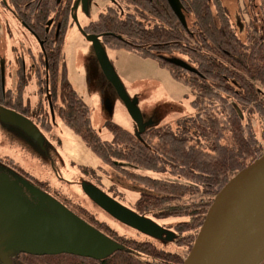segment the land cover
<instances>
[{
  "label": "trees",
  "instance_id": "16d2710c",
  "mask_svg": "<svg viewBox=\"0 0 264 264\" xmlns=\"http://www.w3.org/2000/svg\"><path fill=\"white\" fill-rule=\"evenodd\" d=\"M115 1L128 9L134 5L131 7L134 13L123 17L109 8L92 25V31L104 48L126 50L156 60L176 82L188 86L194 95L191 105L195 114L187 118L186 127L206 136L208 144H188L185 137L164 132L162 128L132 133L118 125L110 126L113 139L104 140L93 126L91 108L68 78L64 44L55 50L48 70L50 101L37 104L35 110L41 115L38 119L45 130L51 131L54 126L51 104L55 116L103 162L127 166L123 179L144 190L134 202L136 213L149 216L154 210L156 216L172 215L183 220L184 223L175 224L181 229V238L174 249L168 246L167 250L169 262L183 264L217 194L234 176L264 155V45L259 46L260 40L256 39H249L248 43L237 39L223 21H218L220 18L215 12H203L200 17L187 19L189 25L200 27L199 48L190 46L194 40L189 41L195 59L191 65L201 74L199 76L176 64L182 55L177 31L148 28L146 0ZM27 2L12 1L16 10H26ZM54 3L55 0L38 1L43 22L51 17ZM169 14H172L170 10ZM25 23L28 25L27 21ZM254 120L260 128V139L253 127ZM40 151L44 155L45 150ZM3 166L0 164V185L8 189L3 181ZM83 169L88 175L95 172ZM36 183L43 186L42 182ZM14 190L19 196L21 191L16 187ZM55 194L68 210L102 233L115 232L107 223L81 215L77 211L81 204H73L70 197L65 199L60 191ZM117 238L118 248L106 257L66 251L29 254L8 247L5 257L0 254V264H166L161 262V256L164 259L166 256L163 250L151 242L120 235Z\"/></svg>",
  "mask_w": 264,
  "mask_h": 264
},
{
  "label": "rangeland",
  "instance_id": "374dc122",
  "mask_svg": "<svg viewBox=\"0 0 264 264\" xmlns=\"http://www.w3.org/2000/svg\"><path fill=\"white\" fill-rule=\"evenodd\" d=\"M107 4V0H87L86 10L83 6L73 7L68 20L63 55L70 82L91 108L94 128L103 139L110 141L113 139L111 125H118L132 133L138 131V126L113 85L106 79L92 43L80 33L83 25L88 20L96 19L99 11L104 10ZM29 45L32 51L36 50L37 43L22 25L11 0H0V62L12 60L14 47L23 49ZM105 50L129 98L140 110L147 128H162L163 131L166 128L169 132L181 133L178 137H185L188 144L193 142L208 144L209 139L206 136L200 135V132L196 133L189 126L184 128L179 124L188 125L187 118L195 114L191 107L194 95L188 86L176 82L168 70L160 66L156 60L143 58L126 50L107 47ZM12 81L6 74V82L12 85ZM53 120L54 126L51 131L43 132L46 149L44 155H41L42 172L36 178L43 186L40 187L25 176L22 177L15 169L6 166L5 160L10 157L18 166L27 167L24 154L26 152L23 151L26 143L16 133H12L13 136L7 142L0 144V164H4L2 169L5 175L8 173L14 178L13 183L16 187L21 189L22 193H29L27 199L33 201L39 217L53 218L67 227H83L84 236L95 247L97 255L106 257L118 248L117 241H113L87 220L68 210L64 201L56 197V191L63 193L65 199L70 197L73 204L79 203L95 213L99 220L109 224L119 235L131 237L136 236L135 230L114 219L104 210L98 209L86 197L82 184L77 181L93 183L108 194L118 191L115 196L117 201L132 210H134L132 202L140 192L117 187L113 182V175L117 172L111 165L103 162L87 147L80 137L64 125L60 117L56 115ZM253 127L260 139V128L255 120ZM85 167L92 168L95 172L87 175L83 169ZM50 170H54L55 173L50 174ZM149 174L169 177L162 173ZM9 179L12 178L7 176L6 180ZM0 191H5L1 185Z\"/></svg>",
  "mask_w": 264,
  "mask_h": 264
},
{
  "label": "flooded vegetation",
  "instance_id": "af4514ba",
  "mask_svg": "<svg viewBox=\"0 0 264 264\" xmlns=\"http://www.w3.org/2000/svg\"><path fill=\"white\" fill-rule=\"evenodd\" d=\"M12 1L13 0H11V2ZM38 1H46V0H28V2L25 3L26 10L25 8L22 10H16L15 6L12 3L20 18L22 25L32 35L34 41L37 43V48L35 51H32L30 45L24 46L23 49H20L19 47L18 48L14 47L12 60H7L6 62L5 60L3 61L4 75H2L1 62H0V87H1L0 95L2 98L0 100V107L15 111L18 114L22 115L23 117H26L27 119L31 120L43 135L44 134L43 132H47V131L45 130V127L42 126V122L39 121L38 119L41 117V115H37L35 106L37 104H40L41 102L45 103L46 101H50L51 89L49 87L50 74L48 70L50 68V64L52 63L53 57H55L54 56L55 50H57V48L60 47L59 45L64 44V40L68 32V20L70 17V12L72 11L73 7L76 6L78 8L83 6V8L86 10L87 0H55L56 4L54 3V8L50 15L51 17L49 18V20L45 22L42 21L43 18L41 17L42 10L40 9V6H37L39 5ZM107 1H108L107 7L104 10L99 11L98 17L94 20H88V22L85 23V25H83V27L80 29V33L83 34L86 40L88 36L98 37L92 31L91 27L97 20H99L101 13L106 12L109 8H114L115 11L114 10L112 11L113 13L116 12L118 16L125 17L129 13H134L131 8L134 5H130L128 9L127 7L125 8L124 4H122L121 2L118 3L115 0H107ZM172 1L174 3H176V1L179 2L182 18H180L175 13L169 0H146V14L149 25L148 28L160 32L177 31L179 33L178 36L180 40H178V43L181 45L182 55H181V61L178 63H182L194 68L196 72H192V73L201 76L198 70L191 65L193 62H195V59L192 57V53L189 47V41L194 40V42L190 46L193 45L196 46V48H199L200 43L198 39L200 38V35H198V33L200 27L189 25L187 19L200 17L203 12L205 13L215 12L217 14L216 16L220 18V20L218 21L220 23L221 21H223L227 25L228 29L235 34L237 39H240L243 42H247V43L249 39H254V40L256 39V40H260L259 46L264 45V0H172ZM168 9L171 11L172 14H169ZM43 13L45 14V12ZM25 21H27L28 25L25 23ZM186 45H188V47ZM183 69L189 71L185 68ZM6 74H8L10 78H12L13 80L12 85L6 82ZM193 100L194 98L192 99V101ZM192 109L194 108L192 107ZM179 124L182 125L183 127H186V124L184 125L181 123ZM164 132L173 133V132H169L166 128L164 129ZM12 133H16L19 136V138L26 143V147L23 148V151L26 152L24 154L28 168L18 166L10 157H8L9 159L5 160L7 161L6 166L15 169L16 171L21 173L22 177L25 176L28 180H31L33 183L36 184L37 175L40 172H42L40 165L42 166V162H43L40 153L41 152L40 143L34 137L27 134L19 126L13 123L6 122L5 120L2 119V117H0V144H2L4 141L7 142L9 138L13 136L11 135ZM176 134H180V133L176 132ZM118 164H119L118 162H114V164L111 165L112 169H114L117 172L115 175H113L114 178V180L112 179L113 182L117 185V187L129 189L131 191H139L140 192L139 196H140L144 192V190L138 186H134L130 183H127L123 179L125 173H127L125 171L127 166L118 165ZM53 173H55V171L50 170V174ZM3 176H5L3 181L4 183L8 184V187H14V188L16 187V185L13 183L14 181L13 177L8 175V173L5 175V171ZM7 176H9V178L12 179L6 180ZM96 187L106 196L117 201L115 196L116 194H118V191L117 192L114 191L112 194H108L98 186ZM49 189L50 187H48V190ZM19 190L21 191V189ZM85 195L93 204H95L98 207V209H102L95 201L92 200L89 194L85 193ZM19 196L20 198L16 193L14 198L16 199L19 198L20 199L19 201H21L20 203H22V205L25 208H27L32 213H34V215H37L38 210L34 208L33 201L27 199L29 197V193L28 192L22 193L21 191L19 193ZM139 196L135 199V201L139 198ZM135 201L132 202L133 205ZM77 211L81 215L85 214L88 218L93 217L94 219L99 220L96 217L95 213H93L92 211H90L89 209H87L82 205L77 207ZM133 211H135V209ZM150 213L151 214L149 216L146 215L147 218L163 228L164 234L162 238H155L153 236L146 235L134 228L133 229L136 232L135 237H131L127 235H120V237L127 236L129 238H133L138 241L151 242L152 244H154V246H156L160 250H163V252L165 253L166 255L164 256L165 259L163 258L162 255L161 262L166 264H173L168 261V257H167L169 255L167 254L168 246H170L171 249L175 248L176 243L181 238L180 234L182 233L181 229L178 228V226H176L175 224L178 225L184 222L178 216L169 215V216L160 217L155 215L156 213H154V210H151ZM75 215L77 216V214ZM141 216L143 215L141 214ZM158 221L162 223H159ZM107 225L110 226L109 224ZM111 229L113 228L111 227ZM115 232L109 231L104 234H107L113 241L115 240L117 241L118 240L117 236H119V234L118 232L116 233Z\"/></svg>",
  "mask_w": 264,
  "mask_h": 264
},
{
  "label": "water",
  "instance_id": "95a60500",
  "mask_svg": "<svg viewBox=\"0 0 264 264\" xmlns=\"http://www.w3.org/2000/svg\"><path fill=\"white\" fill-rule=\"evenodd\" d=\"M169 1L175 13L182 18L179 2ZM87 40L92 42L106 79L117 91L137 124L139 133L145 132L147 127L142 114L129 98L98 37L88 36ZM176 64L196 72L188 65ZM1 69L4 75L3 62ZM107 104L111 109L109 101ZM239 114L243 117L240 110ZM0 117L19 126L42 145V135L30 120L3 107H0ZM84 190L116 220L146 235L163 237V228L147 217L111 199L94 186L84 185ZM8 247L30 254L66 251L98 257L95 247L84 236L83 227H67L50 217L42 219L6 194V191H0V254L3 257ZM263 249L264 155L234 176L215 197L183 264H261L264 255L259 259L258 257Z\"/></svg>",
  "mask_w": 264,
  "mask_h": 264
},
{
  "label": "bare ground",
  "instance_id": "6f19581e",
  "mask_svg": "<svg viewBox=\"0 0 264 264\" xmlns=\"http://www.w3.org/2000/svg\"><path fill=\"white\" fill-rule=\"evenodd\" d=\"M263 255H264V249H263L262 252L260 253L258 259L261 258ZM258 259H257V260H258Z\"/></svg>",
  "mask_w": 264,
  "mask_h": 264
},
{
  "label": "crops",
  "instance_id": "0c3cea01",
  "mask_svg": "<svg viewBox=\"0 0 264 264\" xmlns=\"http://www.w3.org/2000/svg\"><path fill=\"white\" fill-rule=\"evenodd\" d=\"M77 91V90H76ZM79 94V93H78Z\"/></svg>",
  "mask_w": 264,
  "mask_h": 264
}]
</instances>
